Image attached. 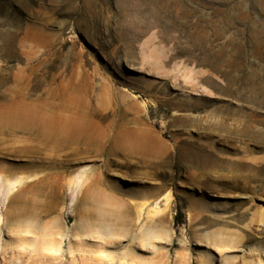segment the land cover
<instances>
[{
	"label": "rangeland",
	"instance_id": "374dc122",
	"mask_svg": "<svg viewBox=\"0 0 264 264\" xmlns=\"http://www.w3.org/2000/svg\"><path fill=\"white\" fill-rule=\"evenodd\" d=\"M0 264H264V0H0Z\"/></svg>",
	"mask_w": 264,
	"mask_h": 264
},
{
	"label": "crops",
	"instance_id": "0c3cea01",
	"mask_svg": "<svg viewBox=\"0 0 264 264\" xmlns=\"http://www.w3.org/2000/svg\"><path fill=\"white\" fill-rule=\"evenodd\" d=\"M89 112L95 123L93 114L90 110ZM123 119L124 123L114 134L110 133L111 125L96 122L107 134L101 143L102 151L109 144L110 157H108L109 160L111 155L118 157L117 168L157 173L159 167L174 163L176 147L164 138L156 127L152 126L141 104L129 103L126 107L124 106ZM131 196L134 199L141 198L142 194H131Z\"/></svg>",
	"mask_w": 264,
	"mask_h": 264
},
{
	"label": "trees",
	"instance_id": "16d2710c",
	"mask_svg": "<svg viewBox=\"0 0 264 264\" xmlns=\"http://www.w3.org/2000/svg\"><path fill=\"white\" fill-rule=\"evenodd\" d=\"M183 213H182V210H179L178 211V214H177V218H178V221H180V219L179 218H181V215H182ZM181 222H178V224H180Z\"/></svg>",
	"mask_w": 264,
	"mask_h": 264
}]
</instances>
